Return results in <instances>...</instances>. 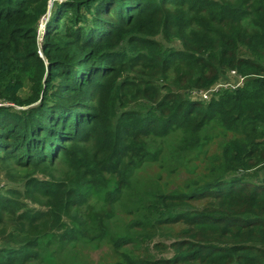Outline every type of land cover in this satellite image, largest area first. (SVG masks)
Returning a JSON list of instances; mask_svg holds the SVG:
<instances>
[{
  "label": "trees",
  "instance_id": "16d2710c",
  "mask_svg": "<svg viewBox=\"0 0 264 264\" xmlns=\"http://www.w3.org/2000/svg\"><path fill=\"white\" fill-rule=\"evenodd\" d=\"M232 70L241 88L192 97ZM171 137L191 176L125 200ZM263 166L264 0H0V264L101 239L85 187L111 183L135 230L116 247L137 242L108 264H264Z\"/></svg>",
  "mask_w": 264,
  "mask_h": 264
},
{
  "label": "rangeland",
  "instance_id": "374dc122",
  "mask_svg": "<svg viewBox=\"0 0 264 264\" xmlns=\"http://www.w3.org/2000/svg\"><path fill=\"white\" fill-rule=\"evenodd\" d=\"M52 4L53 2L50 1V7ZM49 15L50 11L47 17ZM47 17L44 18V21ZM39 32L42 34L43 30L40 29ZM28 91V89L23 90L22 96H27ZM215 127L217 126H211V130H208L207 135L212 136L215 134L221 142L223 140L222 134L221 132L219 133V129H214ZM177 141V138L171 137L167 138L165 142H158L156 146L151 147V162L148 161L146 166L143 165V168L134 175L131 190L123 196L125 200L128 201L131 198L132 202L133 200L137 202L139 197L145 193H164L163 184L174 177V169L179 171L177 176L180 183L184 184L186 182L195 166L185 159L181 162L178 156L175 155L174 151ZM208 146L207 141H205L204 145L196 150L197 164L205 163ZM180 162L183 167H179L181 166ZM246 174L251 181H261L264 178V166L249 170ZM0 183L6 184L7 181L0 180ZM85 188H88L85 190L90 194L88 202L84 206L85 209L92 217L101 216L106 222L101 232L98 231L96 226L95 231L90 234L101 237V239L94 241L84 239L68 245L50 246L47 248V252L42 254L43 261L39 264H108L117 259H122L124 253L134 254L136 240L124 244L121 248H117L115 244V236L124 238L128 233L135 232V230L130 226L133 216H130V213L121 207V202L110 203L106 197L107 192L115 188L113 183L101 193L90 190L89 186ZM96 232L97 234L94 235ZM48 239H45V241ZM3 245L4 241L0 239V247Z\"/></svg>",
  "mask_w": 264,
  "mask_h": 264
},
{
  "label": "built area",
  "instance_id": "2783aa9c",
  "mask_svg": "<svg viewBox=\"0 0 264 264\" xmlns=\"http://www.w3.org/2000/svg\"><path fill=\"white\" fill-rule=\"evenodd\" d=\"M44 18L42 20V25L47 20L46 19L44 21ZM244 82H245V77L240 76L235 70H232L228 74L227 80L218 82L213 87H211L209 90L204 91V92L193 91L191 95L193 98L198 99L199 101L208 102L212 98V96L218 93L220 90H237L244 85Z\"/></svg>",
  "mask_w": 264,
  "mask_h": 264
}]
</instances>
